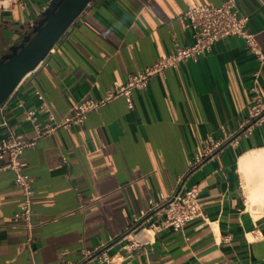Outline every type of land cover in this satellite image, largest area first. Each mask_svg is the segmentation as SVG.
Wrapping results in <instances>:
<instances>
[{"label":"crops","instance_id":"obj_1","mask_svg":"<svg viewBox=\"0 0 264 264\" xmlns=\"http://www.w3.org/2000/svg\"><path fill=\"white\" fill-rule=\"evenodd\" d=\"M6 1L0 58L52 0ZM225 1L94 0L0 108V144L8 134L4 122L19 140L35 141L16 160L34 180L32 246L18 216L23 191L9 155L0 159V264H79L173 195L181 178L198 189L202 217L181 231L162 230L135 250L113 245L112 263L264 264V211L247 209L239 171L243 156L264 150V122L237 144L228 142L247 123L256 97L264 104V66L256 79L259 63L242 39H225L197 63L155 76L147 90L133 92V109L118 98L78 127L41 136L20 108L35 109L38 92L52 124L61 123L81 101L105 98L113 85L189 46L192 32L181 23L188 3ZM236 1L264 51V0ZM211 143L222 147L206 158Z\"/></svg>","mask_w":264,"mask_h":264},{"label":"built area","instance_id":"obj_2","mask_svg":"<svg viewBox=\"0 0 264 264\" xmlns=\"http://www.w3.org/2000/svg\"><path fill=\"white\" fill-rule=\"evenodd\" d=\"M8 5V1H0V8L5 9ZM249 22L250 18L241 13L236 0H226L218 7L213 5L199 6L190 2L181 18L184 29L192 32V42L189 46L178 47L172 54L160 59L153 66L130 75L125 84L113 85L105 98L81 101L59 124H52L55 119L45 103L44 97L37 92L35 97L38 105L35 109L25 110L23 105H20L25 121L30 123L41 136H44L61 128L83 125L90 112L97 111L118 98H124L131 110L134 107L133 92L147 90L150 81L155 76L164 75L167 70H176L189 62L197 63L202 57L209 55L217 43L228 38L242 39L246 48L256 57L260 67L254 75L257 79L264 66V51L257 44L255 35L249 31ZM16 92L0 108L10 105ZM253 92L258 94L255 87ZM256 100L258 103L250 109L247 123L241 127L240 132L228 140L229 143L237 144L242 137L249 135L255 126L264 122V104L260 103L259 97H256ZM2 127L8 130V134L0 144V159L5 154L9 155L11 163L8 168L15 171V184L23 191L24 204L18 216L24 220L30 231L27 244L32 246V184L34 180L21 173L16 160L25 149L33 147L35 141L19 140L7 122H4ZM221 147L220 144L211 143L205 155L206 158L212 157ZM197 164L192 167L195 168ZM199 196L198 189L189 187L187 179H179L173 195L161 197L158 205L141 213L133 220L130 229L124 235L111 239L107 245H102L94 251L85 253L84 259L79 264H113L109 255L113 245H123V249L135 250L138 247L149 245L154 235L162 230L181 231L186 225L202 217Z\"/></svg>","mask_w":264,"mask_h":264},{"label":"water","instance_id":"obj_3","mask_svg":"<svg viewBox=\"0 0 264 264\" xmlns=\"http://www.w3.org/2000/svg\"><path fill=\"white\" fill-rule=\"evenodd\" d=\"M94 0H52L32 32L0 58V106L35 73ZM24 29V27H22Z\"/></svg>","mask_w":264,"mask_h":264},{"label":"bare ground","instance_id":"obj_4","mask_svg":"<svg viewBox=\"0 0 264 264\" xmlns=\"http://www.w3.org/2000/svg\"><path fill=\"white\" fill-rule=\"evenodd\" d=\"M247 209L253 213L264 211V150L254 151L239 161Z\"/></svg>","mask_w":264,"mask_h":264},{"label":"trees","instance_id":"obj_5","mask_svg":"<svg viewBox=\"0 0 264 264\" xmlns=\"http://www.w3.org/2000/svg\"><path fill=\"white\" fill-rule=\"evenodd\" d=\"M32 32V28L31 27H28L26 30H25V35H28Z\"/></svg>","mask_w":264,"mask_h":264}]
</instances>
